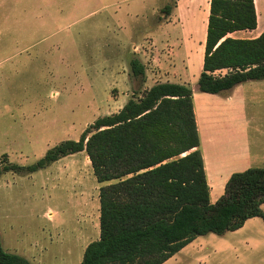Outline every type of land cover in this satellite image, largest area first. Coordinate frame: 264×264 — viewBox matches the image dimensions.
<instances>
[{
  "label": "rangeland",
  "instance_id": "obj_1",
  "mask_svg": "<svg viewBox=\"0 0 264 264\" xmlns=\"http://www.w3.org/2000/svg\"><path fill=\"white\" fill-rule=\"evenodd\" d=\"M13 1L8 16L0 11V168L31 164L60 141L78 139L97 117L160 81L194 89L207 164L220 159L211 203L231 173L264 166V79L221 95L197 89L209 0ZM256 5L258 28L233 36L252 37L264 28V0ZM12 38L17 43L10 51L4 42ZM133 58L144 65V76L132 74ZM72 156L32 173L2 175L5 250L37 253L43 245L74 241V263L81 246L98 238L96 193L105 183L86 166L85 152ZM66 162L82 167L64 181ZM163 264H264V221L254 216L224 235L197 236Z\"/></svg>",
  "mask_w": 264,
  "mask_h": 264
},
{
  "label": "trees",
  "instance_id": "obj_2",
  "mask_svg": "<svg viewBox=\"0 0 264 264\" xmlns=\"http://www.w3.org/2000/svg\"><path fill=\"white\" fill-rule=\"evenodd\" d=\"M256 26L253 0H209L200 92L220 94L264 79V31L229 35ZM130 67L144 76L137 58ZM80 151L105 184L98 189L99 236L79 264H163L197 236L224 235L254 216L264 221V166L231 173L210 202L193 90L184 83L156 82L118 111L97 117L78 139L60 141L28 165L8 162L0 174L32 173ZM0 264L32 263L6 251L0 240Z\"/></svg>",
  "mask_w": 264,
  "mask_h": 264
},
{
  "label": "crops",
  "instance_id": "obj_3",
  "mask_svg": "<svg viewBox=\"0 0 264 264\" xmlns=\"http://www.w3.org/2000/svg\"><path fill=\"white\" fill-rule=\"evenodd\" d=\"M253 2H254L256 16H257V26H256V28H258V25H259V12H258V9H257L256 0H253ZM13 6H14V1L13 0H0V11L4 12V15H6V16L9 15V11L11 10V8ZM260 9H262V7H260ZM262 31H264V28L258 29L254 36H257ZM236 32H233V33H231L229 35H233ZM205 34H206V32H204L203 38H204ZM254 36H252V37H254ZM4 43H5V48H7V49L9 48V46L12 45L11 48H10V51H12V50H14L17 41H15V39L13 40V38H12V40L8 39V41L7 42L5 41ZM160 82H163V81H160ZM171 82H175V81H171ZM178 83H180V82H178ZM229 91H226V92H223V93H220V94H213V95H221V94L229 93ZM193 99H194V89H193ZM194 112H195V107H194ZM195 118H196L197 128L199 130V124H198V121H197L196 112H195ZM199 136H200V148H201V152H202V156H203L204 168H205V172H206V176H207V182H208L209 187L211 185L215 186L217 184L216 181L218 180V176L220 174V171H219V169L215 170L213 167H215V168L219 167L218 162H219L220 159L217 158V157H215L216 159L215 158L214 159L211 158L212 162L207 164L206 155H205V149L203 148V140H202V137H201L200 134H199ZM77 153H83V151H80V152H77ZM73 154H75V153H73ZM73 154L66 155V156L58 159L57 161H60L61 159H64L65 157H68V156L69 157H73L72 156ZM85 158H86V162H87L86 166L89 168L90 160H89V158H88V156L86 154H85ZM209 160H210V157H209ZM57 161H54V162H57ZM54 162H52V163H54ZM52 163H50V164H52ZM50 164H48V165H50ZM76 167L78 169H81L82 166L79 163H71V162H66V163L62 164V167H61V168H63L62 171L65 172V173H63L64 181L67 180V179H71V176H72L71 172L74 171V169ZM4 173H6V172H2L0 174V178L2 177V175ZM97 198H98V192L96 193V199ZM52 214H53V212L48 210L47 215L51 216ZM93 224H94V227H95V221H94ZM98 236H99V234H98ZM87 244L88 243H84L81 246V249L78 251V254L76 255V258L73 260L74 263L72 262V259L74 257V246H75V242L74 241H72L71 244H59V245H55V246L43 245V246H41L39 248L40 252H37V253H34L31 250H29V249H24L23 252L17 253V254L23 256L24 258L29 260L32 264H79L81 262V260H82L83 251H84V248L86 247ZM47 258H50L51 260H53L54 263L49 262Z\"/></svg>",
  "mask_w": 264,
  "mask_h": 264
}]
</instances>
